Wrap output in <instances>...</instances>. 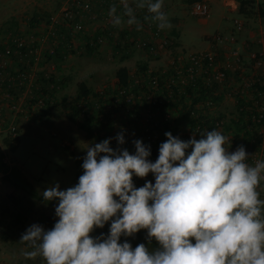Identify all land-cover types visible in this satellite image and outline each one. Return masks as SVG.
I'll return each mask as SVG.
<instances>
[{
    "label": "rangeland",
    "instance_id": "rangeland-1",
    "mask_svg": "<svg viewBox=\"0 0 264 264\" xmlns=\"http://www.w3.org/2000/svg\"><path fill=\"white\" fill-rule=\"evenodd\" d=\"M210 4L209 15L200 17L192 14L191 4H187L185 0H181L177 4L166 3V14L171 26L161 29L162 31L156 39L158 45L155 51L148 52L146 47L141 46L140 41L143 39L140 40V38L144 37L143 32H138L139 34L133 32V34L129 35L126 33L121 34L124 27H127L125 23L112 32L117 37L114 39L115 42H120L121 48L128 46L130 53L126 56V60L119 61L120 56L123 55L121 49L118 50L116 55L103 50V47L97 48L90 55L86 54L85 49L84 51L71 52L66 63L67 66L69 63L76 64V69L66 70V74H63L65 76H63L64 82L66 83V88L63 89L65 92L63 101H61V96L56 95L61 93L55 91L53 92L55 98L51 104L46 105L43 101L38 102V97L41 96V93L28 87V83L20 92L6 89L7 87L4 88L3 85H0V95L6 91L11 94L3 99V102L17 100V102H14L17 105L23 100L28 104L26 114L22 116V119L19 118L21 119L20 121L17 122L16 120L14 124L18 127L19 135V142L14 151L9 150L3 144V138L8 136L9 133L7 131L0 133V148L5 153L7 163L20 170L21 174L32 183L34 189L41 195V192L50 185L58 183L60 189L63 190L77 183L78 177L83 173L81 164L86 154V149L81 146H84V143L92 145L99 143L105 138L112 137L113 139L110 140L111 147L126 148L131 154L134 152L132 141L141 139L143 143L150 145V149L155 150L158 156L159 144L164 141V133L167 130L165 125H168L173 130V136L181 140L186 141L189 138L200 139L205 134V132H201L200 124L192 126L189 120L184 119L180 113L188 111L189 117L199 120V113L202 114V108L200 107L202 102L190 105L187 98L188 95L184 92L182 94L186 97L185 102H183L185 106L183 107L180 102L177 104V108L183 107L179 113L173 103L176 102L174 101L176 100L175 96L180 97V95L174 94L172 97L165 95L171 89L168 88L169 85L166 87V80L168 77H172L174 73H172L174 63L177 64V61L181 60V58L186 60L189 52L211 50L220 59L222 47H219V42L215 43L213 41L211 44L210 38L213 40L218 33L224 35L234 33L233 19L235 18L243 20L245 23V19L242 16H238L235 11H228L221 5H212L211 1ZM236 4L238 9V0ZM260 4H264V0H256V3L254 1L250 10L251 15L256 18V23L261 24L262 22L261 25H263L264 14L262 15L259 11ZM66 6L67 0H0V50L6 47H14L15 41L19 39H22L26 46L32 49L31 56H26L22 59L12 53L8 61V65H11V67H8L10 69L16 68V60L13 62L14 58L20 61L22 68L18 69L17 67L14 73L9 70L10 75L14 74L15 76L20 71L26 72L25 68H28L26 64L31 65L32 62V67L40 71H38L39 77L41 72H45L48 75L54 74L51 71H54L52 65L55 64L56 58L50 57L53 54L50 50L53 48L55 38H51L52 33L50 32L55 31L61 34L66 32L64 28L57 25L63 20L62 11ZM34 13L38 14V22L36 24L32 23L34 21L31 19ZM258 16L261 20H258ZM173 17L178 19L173 21ZM137 18L141 27L150 31V28L144 25V19L141 17ZM181 18L183 22L178 23ZM101 19H104V17ZM105 19L107 20L106 17ZM106 20H87L83 25L85 32H93L94 28L104 26L107 23ZM152 21L153 24L157 23L155 20ZM221 22H225L231 30L228 32L220 31V25L223 24ZM79 24L81 27L82 23ZM136 27L135 25L134 28ZM247 27L248 29L253 27L251 22H249ZM172 30L174 32L177 31L178 34H174ZM49 33L50 35L48 36ZM240 33V31L235 32L238 39L240 40L241 38L243 41L244 39L240 36ZM37 35H41V37L36 38ZM73 38L75 42L80 40H78L79 35L76 36V34L73 35ZM163 39H167V42L162 45L160 41ZM204 41H207V46H204ZM248 42L247 49L251 52L249 56L256 52L257 57L262 59L261 64H255L257 76L261 78L264 76V35L261 42H252L250 40ZM160 49L164 50V53H159ZM26 60L30 62H26ZM48 63V69H43V65ZM142 64H146L144 70L139 67ZM187 67L186 65L184 66V68ZM30 72L28 78H33L34 72L31 70ZM4 74L5 72H2V76ZM186 74L187 76L190 75L189 70L186 71ZM94 75L97 77H94ZM250 76H253V74ZM153 79H158L159 83V88L154 89L157 98L155 103H153L154 99L147 97V90L151 88ZM83 80H88L91 84V89L96 92V95L91 97V105L83 106L82 101H79L81 102L79 105L86 111L89 109L93 114L95 112L99 117L97 119L103 121L105 117L109 116L112 120V127L109 130L105 131L99 128L97 135L91 138H88L84 130L79 127L81 118H75V121L70 120V110L71 105L74 103L77 83L83 82ZM234 81H232L233 84L239 82V79L237 78ZM16 82L21 84L18 80ZM221 87L224 93H221V97L217 100L212 101L216 105L213 103L211 106V110L215 111V114H211V120L222 122V125L219 124V128L216 129L230 138L228 148L233 151L232 149L235 146L243 145L247 147L250 142H253L254 145L255 142H258L257 144L260 145L264 138V131H261L255 125L249 131L251 135L247 139L242 137L235 139L226 123L231 119L237 120L239 116L238 97L242 96L239 94L243 93H241L238 86L235 88H238V94H235L231 90L232 87H229L227 83H224V86ZM1 89H4V91ZM120 89L125 90L120 93ZM51 91L52 89L48 90L49 93H52ZM4 95H1V97ZM34 97H37L36 101ZM127 98L130 100L127 101ZM157 104H160V107ZM244 107L247 109L248 104L244 105ZM50 108L51 110H49ZM216 112L220 113L221 116H216ZM152 114L153 122H156L154 127L155 137L152 141H148L145 139L142 130ZM95 124L93 122V125ZM232 127L235 128V125L232 124ZM122 130L125 136V143L118 145L114 137ZM253 138H255V141H253ZM256 148H252V150L262 153L261 148ZM259 152L257 153L264 159V154ZM145 180L154 182L151 173L143 178L133 176V182L136 187L142 186ZM261 187L264 189V183L261 184ZM21 193L19 189L2 180V174H0V264H45L44 259L40 256L31 259L24 256V252L30 251L31 248L27 243L22 242L20 237L32 223H39L45 229H48L39 220H44L45 222L47 218L58 219L54 212L56 201L43 202L35 200L32 212L23 224L14 223L16 209L11 198L20 196ZM97 232V235L101 232L107 234L108 223L106 222L104 227L99 228ZM141 234H144L145 237L143 238ZM123 240H128L132 247L139 243H144L150 248L158 247V242L154 238L151 241L146 238V229H141L130 237L122 236L121 241Z\"/></svg>",
    "mask_w": 264,
    "mask_h": 264
},
{
    "label": "clouds",
    "instance_id": "clouds-1",
    "mask_svg": "<svg viewBox=\"0 0 264 264\" xmlns=\"http://www.w3.org/2000/svg\"><path fill=\"white\" fill-rule=\"evenodd\" d=\"M164 0H119L109 8L114 26L141 25L146 9L160 29L170 21ZM126 18V19H125ZM159 144L155 161L150 145L134 139V152L110 146L112 137L86 149L77 183H58L41 192L56 201L50 229L32 223L21 234L45 264H264V159L248 162L243 145L229 151L230 138L213 128L200 139L181 140L171 132ZM114 139L125 143L123 130ZM151 173L136 187L133 176ZM108 223L107 234L90 235ZM141 229L158 247L128 240Z\"/></svg>",
    "mask_w": 264,
    "mask_h": 264
},
{
    "label": "trees",
    "instance_id": "trees-1",
    "mask_svg": "<svg viewBox=\"0 0 264 264\" xmlns=\"http://www.w3.org/2000/svg\"><path fill=\"white\" fill-rule=\"evenodd\" d=\"M103 0H94L93 1V5L91 8V11L86 13L83 12L81 10L76 11V13L74 14V17L72 19V22L74 23H82V26L74 29L71 27V25H68L65 21H61L60 23H57V25L59 27H62L65 29L67 36H62L63 34L58 33L53 31L50 32L52 33L51 38H55L54 42H53V54L50 55V57H60V58H65V56L67 55V53H71V52H75L73 49L74 46V38L73 35L76 34L79 35L78 38V43H81L82 45L85 46V50L86 54L88 52H90V50H93L95 48H97L98 46L101 45L102 41L108 39V37L110 35H114V32H112L113 30H116L118 26H114L111 23V19L109 20V8L111 5L113 4H117L118 7V12L121 11V6L118 3V0H104V2L102 3ZM199 0H185V2L187 4H192L193 2H196ZM255 0H238V12L240 14H251V10L250 7L252 6V4L254 3ZM147 10L146 9H137L136 10V16L137 17H141ZM259 11L261 12V14H264V4H260L259 5ZM150 14V13H149ZM37 13L33 14V17L31 19H33L32 23L36 24L38 22L37 20ZM151 16V15H150ZM102 17H104V19H101ZM105 17L107 18V20L105 19ZM147 15H143V18H146ZM94 20V19H100V20H106V24L104 26H98L96 28H94V30H92L93 32H85V28L83 27L84 22H86L87 20ZM157 23L155 24L154 27L150 28L151 32V36H148L147 34H145V37L140 38V39H144L145 40V45L143 47H146V49H148V46H151L153 44H155L156 42L153 40L154 37H156L162 30L157 31ZM140 33L142 31H139ZM156 32V34H155ZM50 33L48 34V36L50 35ZM138 33V32H137ZM65 34V33H64ZM121 34H124V32H121ZM139 34V33H138ZM155 34V35H154ZM154 35V36H153ZM69 36V37H68ZM153 36V38H152ZM57 41V42H56ZM54 44H57L56 46ZM4 48H2L0 51H2ZM28 49H30V47H27L26 44L23 47V53L27 52ZM118 49H121V52L123 53L122 57L124 58L125 54L129 55V48L128 46H125L123 48L118 47ZM32 54V53H31ZM31 54H27L24 57H29L31 56ZM16 57H18L17 55H15ZM262 58V57H261ZM250 62L252 63V60L249 59ZM141 67L143 70L146 67V64H142ZM240 71V70H239ZM252 71V70H250ZM257 71L254 67H253V72ZM209 72V71H208ZM238 72H236L235 75L238 76L237 74ZM252 73L250 72V75ZM244 78L248 77V74L246 73L241 74ZM16 77V75H15ZM236 78V77H235ZM234 78V79H235ZM239 80H241V76L237 77ZM251 83L249 85L245 86V90L242 91L240 89V87L238 86L239 90L241 91V93L243 94H239L242 96L238 97V102H239V116L237 118V120H233L231 119L229 122H227L226 124H228L229 130H231V132L233 133V135L235 136V139H239L240 137H242L243 139H247L248 136L251 135V128L254 126V124L251 121V115H253L256 111L255 105L258 103V106L262 103L258 98V89L259 90H264V76H262L261 78L259 76L254 75L253 77H251ZM44 80L42 79H37L36 82L38 84H40L39 88H35V87H31L33 90L38 91L39 93H41V96L38 97V99H40L41 97H44L46 94H48L49 96H53L52 93L48 92V88H46V84H44L43 82ZM55 81L54 78H49V85H51L52 87L55 86V83H53ZM254 81V82H253ZM263 81V82H262ZM47 84V85H48ZM48 85V86H49ZM237 88V90H238ZM4 91V90H2ZM210 92V89L203 85L201 83L200 80H198L197 84L195 86H188L185 89V93H187V98L190 99V105H194L196 103L199 102H203L205 100V98L208 96ZM238 94V93H236ZM11 95V94H10ZM96 95V92L87 87V85L84 82H78L77 83V90H76V95H75V99H74V103L71 105V110H70V120L75 121V118H81L80 120V124L79 127L82 128L85 132V135L88 138L91 137H95L97 135L98 129L102 128L105 131L109 130L110 127H112V120L110 119L109 116L105 117L104 120L102 121L101 119H97L98 115L94 112V114L87 109L84 110V108H82L79 104L82 101L83 102V106H87V105H91V97H94ZM176 101L175 103H173V106L177 108V104L180 102L182 104V106L184 107L185 104L183 102H185L186 97L182 94L180 95V97L175 96ZM35 98V97H34ZM219 97L215 98L214 100H217ZM37 97L35 98L36 101ZM54 100V97L52 99V101ZM13 102V100L10 102V104ZM49 102L48 99H44L43 103L47 104ZM52 103V102H51ZM49 103V104H51ZM85 104V105H84ZM248 104V108L246 109V107H244V105ZM16 105V104H15ZM14 105V106H15ZM157 106L160 107V104H157ZM189 106V105H188ZM17 107V106H15ZM15 107L12 108L11 106V110L15 111L14 114V118L12 120L13 124H15L16 120L17 122L20 121L21 119L18 118V114L21 112V110H15ZM177 108L178 112L180 113V111L182 110V108ZM245 109V110H244ZM189 112H185V113H180L182 115V117L184 119H188L189 123L192 124V126L200 124V128L201 131L203 129H207L208 131L213 130L214 127H219V124L222 125V122L219 121H213L211 120V118L207 117L206 115H203L201 113H199V120L189 117L190 115L188 114ZM18 118V119H16ZM99 118V117H98ZM190 118V119H189ZM9 120L4 116V113L0 110V124L1 126H3V128L7 127ZM93 122H95L96 124L93 125ZM224 123V125H226ZM232 124L235 125V128L232 127ZM252 125V126H251ZM251 126V127H249ZM249 127V128H248ZM165 129L166 131H169L173 134V130L170 129V127H168V125H165ZM246 128V129H245ZM234 129V130H232ZM244 129V130H243ZM165 131V132H166ZM3 133V130L0 132ZM10 135V134H9ZM5 136L3 138V144L5 146H7L9 148V150H15V148L18 145L19 142V135H18V127H16L15 129V135H10V136ZM256 136V135H255ZM167 138L164 135V141ZM243 141H247V140H243ZM253 141H255V138H253ZM258 143V142H257ZM255 142V145L253 142H250L248 147L255 148L256 147H260L258 144ZM157 157V152L155 150H151V155H150V160L151 161H155V158ZM0 174H2V180L6 181L7 183H9L10 185H12L14 188L19 189L22 193L20 194V196H16L15 198H11L12 203L14 208L16 209V214L14 217V223H22L29 217V215L32 212V209L35 205V200H40L43 202H48V201H44L42 199V196L37 192L36 189H34L32 183L30 181H28L25 176L23 174H21L20 170H18L17 168H15L14 166H10L6 159H5V153L4 151L0 148ZM263 193H264V189H263ZM264 198V196H263ZM56 220L52 219V218H47V220L44 222V220H39V222H41L43 225H45L48 229L52 228L54 223ZM99 228H96V230H94L92 233H90V235H95L98 234ZM143 235L142 237L144 238L145 235ZM23 242V241H22ZM25 244L27 242H24Z\"/></svg>",
    "mask_w": 264,
    "mask_h": 264
},
{
    "label": "crops",
    "instance_id": "crops-1",
    "mask_svg": "<svg viewBox=\"0 0 264 264\" xmlns=\"http://www.w3.org/2000/svg\"><path fill=\"white\" fill-rule=\"evenodd\" d=\"M179 1L181 0H164V4H163V8L162 10L166 13L167 12V6H166V3H171V4H177L179 3ZM212 5L214 4L215 6H219L221 5L222 7L226 8L228 11H235L236 13H238V16H242L244 19H245V23L243 21V26H245V28L241 29L240 30V36L243 37V41L246 43L249 44V40L252 41V42H261L262 41V37L264 35V23L263 25L262 22L261 24H258L256 23V18L251 15V14H247V15H241L239 14V12L237 11V9H232V7L229 6L230 2L231 1H234L235 3H237V0H210ZM255 3H256V0H255ZM258 4V3H257ZM225 14H227V12H225ZM259 17V16H258ZM178 18L177 17H173L172 20L173 21H176ZM235 19H238V18H235ZM258 20H261V18L259 17ZM183 20L182 18L179 19V22L178 23H182ZM200 22V21H198ZM204 22V21H203ZM249 22H251V26H253L252 28L248 29V27L246 28V26L249 25ZM223 23L222 25H220V31H223V32H228L229 30V27L228 25L225 23V22H221ZM191 24V23H190ZM193 24V23H192ZM135 25H127V27H124V30L123 32L126 33V34H133V32H139V31H142L144 33V37H145V34H147L148 36H150V32L147 31V30H144L142 27H140L139 30H137V27L134 28ZM176 29H178L176 27ZM174 34H178V32H174V30H172ZM121 32V31H120ZM119 32V33H120ZM62 36H67V33L65 32V34H63ZM41 35H37L36 38H40ZM69 37V36H68ZM116 35H110L108 37V39H106V41L104 40V42L101 43L100 46H98L97 48L100 49L103 47V50H107L110 54H118V47H121L120 45V42L116 41L114 39H116ZM240 41H241V38H240ZM55 43V42H54ZM245 44H240L242 46H245ZM55 46L57 44H54ZM208 43L207 41H204V46H207ZM93 49V50H90V52H88L87 54L90 55L92 54L93 52H95V50L97 49ZM248 47H243L241 48L240 50V57H241V60H239L238 62L234 61L233 59H230L228 58L225 54H226V50L223 48L222 51H220V66H221V69H224L225 73H226V76L224 79H220V80H217L215 79L214 77L211 76V71L209 70H212V69H208L207 71L201 67H197V66H194L195 67V72L193 74V78L196 77L195 81L194 82H191L189 83L187 86L184 87V90L180 91V92H177L175 91L174 94H177V95H181L182 93L185 92V89L186 87L188 86H195L198 82V80L201 81V83L205 86H207L209 89H210V92L208 94V96L205 98V100L201 103L200 107L202 108V114L203 115H206L208 118H212L211 117V114H215V111L213 112L211 110V106L214 102H212L216 97H221V93H224V90L221 86H224V83H227V85H229V87H232L231 90L234 91V93L236 94L238 92L236 88V86H239L241 90H245V86L246 85H249L251 83V77H253L254 75L256 76L257 74V71L253 72V66L252 63H253V60H252V63L250 62V56L249 54L251 53L250 50L247 49ZM73 49L75 52H77L78 50H82L84 51L85 49V46L82 45L81 43H78V42H75L74 40V46H73ZM87 50V49H85ZM148 52H151L149 50H147ZM50 52H53V48L50 50ZM130 53V51H129ZM159 53H164V50H159ZM156 55V54H154ZM70 56V53L68 52L67 55L65 56V58H60V57H54L56 58V62L53 66V70L54 71H51L52 73L54 74H47L45 72H41V76L39 77L38 75V69H36L35 67H32L33 66V62L31 63V65H27L26 64V67L28 68H25L26 70V77L23 78V79H15V76L14 74L13 75H10V71L12 73L15 72V70L17 69H20L22 68L21 66V63L20 61H18L17 59H14L13 58V62L16 60L15 62V67H13V69H10L11 65H9L10 67H7V69L5 70V74L4 76H2L0 78V85H3L4 88L6 89H11L12 91L14 90L15 92H20V90H23L25 87H26V84L28 83V87H35V88H38L40 86V84H38L36 82L37 79H42L44 80V84H46V88L48 89H52V94L53 92L55 91H58L59 93L61 94H56L57 96H61V101L64 100L65 98V95H64V90L66 88V83L64 82V75L63 74H66V70L67 71H71V70H75L76 69V64L74 63H69V65L67 66V61H68V57ZM125 57L123 58L122 55L120 56V60L119 61H124L126 60V56L127 54L124 55ZM184 61V62H183ZM26 62H30L29 60H26ZM12 64V62H11ZM39 65V64H38ZM48 64H44L43 65V69H48ZM177 65L179 66H182L184 67L185 65L188 67L190 66V63L189 61L186 59L184 60L183 58H181V60H178L177 61ZM175 67V65H174ZM187 68H183V70L186 71ZM10 70V71H9ZM30 70L34 72V77H29L30 76ZM240 70V71H239ZM252 70V71H250ZM209 71V72H208ZM40 72V71H39ZM236 72H238V76H241V80H239V82L233 84L232 81H236L237 80V75ZM250 72L253 74V76H250ZM172 73H173V70H172ZM248 74V77L244 78L241 74ZM16 75V74H15ZM10 76H13V77H10ZM64 76V77H63ZM250 76V77H249ZM17 77V75H16ZM49 77H52L55 79V81L53 83H55V86L52 87L51 85H49ZM94 77H97L94 75ZM236 77V78H235ZM235 78V79H234ZM16 80H18L21 84H17ZM234 81V82H235ZM83 82L89 87L91 88V84L88 82V80H83ZM254 82V81H253ZM122 83H124V81H122ZM49 86H48V85ZM16 85V86H15ZM13 86V88H11ZM227 87V86H225ZM219 88V89H218ZM2 90V89H1ZM4 90V89H3ZM63 90V91H62ZM173 94V95H174ZM54 97V94L53 96H49L48 94H46L44 97H41L40 99H38V102L40 101H43L44 99H48L49 102L46 104V105H49V103L52 102V99ZM55 98V97H54ZM12 100H7L5 102H3L2 99H0V110L4 113V116L9 120H13L14 118V112L11 110V107H10V102ZM17 102V100H15ZM15 101H13L12 103H14ZM188 101L190 102V99L188 98ZM11 103V104H12ZM214 105H216L214 103ZM17 108L18 110H21V112L18 114V118H21L22 119V116L24 114H26V112L28 111V104L25 102V101H21L20 103H18L17 105ZM61 106V104H60ZM217 110V108H215ZM51 110V108L49 109ZM216 116H221L220 113L216 112ZM16 118V119H18ZM214 121V120H213ZM215 129L216 128H219V127H214ZM3 130V126H0V132ZM244 130V129H243ZM202 132V131H201ZM198 139V138H196ZM228 150L231 152V150L228 148Z\"/></svg>",
    "mask_w": 264,
    "mask_h": 264
},
{
    "label": "built area",
    "instance_id": "built-area-1",
    "mask_svg": "<svg viewBox=\"0 0 264 264\" xmlns=\"http://www.w3.org/2000/svg\"><path fill=\"white\" fill-rule=\"evenodd\" d=\"M93 1L94 0H67V6L64 8V10L62 11V17L63 20L65 21L68 25H71V27L73 29H77L80 27L79 23H75L72 22V19L74 17V14L76 13V11L81 10L83 12H90L92 5H93ZM104 2V0L102 1V3ZM119 3V0H118ZM210 0H199L196 2H193L191 4V12L194 15L200 16V17H207L210 13ZM237 4L234 1H231L229 6L232 7V9H237ZM143 15H147L146 18H143ZM141 16L142 19H144V25L148 28H152L155 26V24H153V19L151 18V14H149L147 11ZM109 19H111V17L109 16ZM233 24H234V31L235 32H239L242 27H243V22L239 19H233ZM160 28H157V31H160ZM155 32V34H156ZM234 33H228V34H216V36L214 37V39L212 40V38H210L211 40V44L213 43V41L215 43L219 42V47H222L226 50V56L230 59H233L234 61L238 62L239 60H241V53L240 50L243 47L248 46V43L245 44L244 41H240L237 37V35ZM53 33V32H52ZM154 34V35H155ZM153 35V36H154ZM150 36H151V32H150ZM152 36V38H153ZM159 34L153 38V40L156 42L155 44L148 46L147 48L149 49V51H155L158 43L156 41V39L158 38ZM141 40V39H140ZM167 42V39H163L160 41V43L163 45ZM245 44V46H242L240 44ZM141 46H146L145 44V40H141L140 41ZM25 46V43L23 42L22 39L16 40L14 47H6L4 48L2 51H0V78L2 77V72H5V70L7 69L8 65V61H9V57L12 55V53H15V55L18 56V58L22 59L25 55L32 53V49H28L27 52L23 53V47ZM241 46V47H240ZM147 49V50H148ZM256 53V52H255ZM251 54L250 59H252L253 62V67L255 68V64H261L262 63V59H260L259 57H257L256 54ZM187 60L190 63V66L188 67V69H186V71L189 70L190 75L187 76L186 71L183 70L184 67L179 66L177 64L174 63L175 67L173 69V74L172 77H168V79L166 80V87L171 88L169 89V92H167L165 95L168 97H172V95L174 94L175 91L180 92L182 90H184V87L187 86L189 83L194 82L196 77L193 78V74L195 72V67H201L207 71L208 69H212L209 70L211 71V76L214 77L217 80H222L225 78L226 73L224 71V69H221L220 66V61L221 59L218 58V55H216L215 52H212L211 50H204V51H198V52H189L187 53ZM188 66V65H187ZM21 69V68H20ZM256 69V68H255ZM188 73V72H187ZM186 74V75H184ZM17 77H15V79H23L26 77V72L20 71L18 73H16ZM169 81V82H168ZM252 81V80H250ZM168 82V83H167ZM263 82V81H262ZM158 79H153L152 80V86L151 88H149L147 90V97H151L153 100V103H155V101L157 100L156 95H155V91L154 89H158L159 85H158ZM156 87V88H155ZM151 89H153L151 91ZM125 90V89H124ZM123 89H120L119 92L123 93L124 92ZM243 91V90H242ZM5 94L3 97H1V95ZM258 98L262 101L259 106L258 103L255 105L256 111L253 115H251V121L252 123L260 128V130L264 131V91L259 90L258 89ZM0 95V99H5L7 96L10 95L9 92H4ZM127 101H129L130 99L127 98ZM15 104L12 103L10 104V107L14 106ZM18 108L15 107V110H17ZM13 111V110H12ZM15 114V111H13ZM153 114L149 116L147 123H145V125L143 126V134L145 136V139L148 141H152L155 137L154 135V127L156 125V122H153L154 118ZM1 126V124H0ZM15 129L16 126L13 124L12 120L8 122L7 127L3 128V131H7L10 135H15ZM259 130V131H260ZM203 132H207V129H203ZM261 148V152L255 150L253 151L250 147H244L246 153L249 155L248 156V162L249 163H254L256 160H260L263 159L257 152L264 154V138L262 143L259 145ZM238 146H235L232 150L235 151V149ZM148 159H150V157H148ZM154 183V182H153ZM260 191V195L261 198H263L264 193H263V189L260 186L259 188ZM97 234L93 235L96 236Z\"/></svg>",
    "mask_w": 264,
    "mask_h": 264
}]
</instances>
